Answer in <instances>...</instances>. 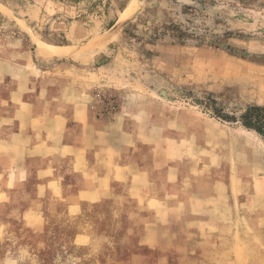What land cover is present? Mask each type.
<instances>
[{"label": "crops", "instance_id": "obj_1", "mask_svg": "<svg viewBox=\"0 0 264 264\" xmlns=\"http://www.w3.org/2000/svg\"><path fill=\"white\" fill-rule=\"evenodd\" d=\"M25 34L0 30V264H18L10 248L20 244L108 242L94 237L101 227L131 249L129 264H156V251L166 264L242 232L264 241L252 130L124 93L114 62L42 56ZM103 86L119 93L113 111Z\"/></svg>", "mask_w": 264, "mask_h": 264}, {"label": "rangeland", "instance_id": "obj_2", "mask_svg": "<svg viewBox=\"0 0 264 264\" xmlns=\"http://www.w3.org/2000/svg\"><path fill=\"white\" fill-rule=\"evenodd\" d=\"M127 7L133 12L119 21ZM0 30L24 31L39 52L45 43L65 59L114 62L112 74L124 71V93L191 104L225 125L242 127L221 117L238 120L247 107H264V0H0ZM103 87V108L116 106L118 91ZM255 136L264 164V137ZM97 229L94 237L108 242L88 249L68 241L10 249L18 264H129L131 249L114 240V230ZM247 233L166 264H264V241ZM161 254L154 253L156 264Z\"/></svg>", "mask_w": 264, "mask_h": 264}, {"label": "trees", "instance_id": "obj_3", "mask_svg": "<svg viewBox=\"0 0 264 264\" xmlns=\"http://www.w3.org/2000/svg\"><path fill=\"white\" fill-rule=\"evenodd\" d=\"M216 117H219V114L215 112ZM225 121H239L241 126L247 130H252L258 135L264 137V107L260 106H250L239 116V119L236 120L235 117L224 116L221 117Z\"/></svg>", "mask_w": 264, "mask_h": 264}, {"label": "bare ground", "instance_id": "obj_4", "mask_svg": "<svg viewBox=\"0 0 264 264\" xmlns=\"http://www.w3.org/2000/svg\"><path fill=\"white\" fill-rule=\"evenodd\" d=\"M132 7V6H131ZM135 7V6H134ZM133 8V7H132ZM131 12H133V10H131L130 7L125 8V10H123V12L121 13V17L119 21H123V19L128 16ZM115 26V25H114ZM101 45H105V44H101ZM100 46V45H99ZM40 53L41 54H46V55H51V56H58V54L60 53V50L54 46H50L47 45L45 43H42L40 45ZM45 55V56H46ZM63 56V55H61Z\"/></svg>", "mask_w": 264, "mask_h": 264}, {"label": "water", "instance_id": "obj_5", "mask_svg": "<svg viewBox=\"0 0 264 264\" xmlns=\"http://www.w3.org/2000/svg\"><path fill=\"white\" fill-rule=\"evenodd\" d=\"M140 1H141V0H140ZM127 23H128V21L122 23L121 25L116 26L115 29H117V28L120 27V26H124V25H126Z\"/></svg>", "mask_w": 264, "mask_h": 264}, {"label": "built area", "instance_id": "obj_6", "mask_svg": "<svg viewBox=\"0 0 264 264\" xmlns=\"http://www.w3.org/2000/svg\"><path fill=\"white\" fill-rule=\"evenodd\" d=\"M116 108V106L107 107L108 110L113 111Z\"/></svg>", "mask_w": 264, "mask_h": 264}]
</instances>
